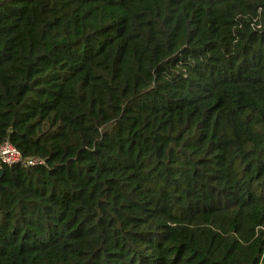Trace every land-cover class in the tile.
I'll return each mask as SVG.
<instances>
[{
  "label": "trees",
  "instance_id": "trees-1",
  "mask_svg": "<svg viewBox=\"0 0 264 264\" xmlns=\"http://www.w3.org/2000/svg\"><path fill=\"white\" fill-rule=\"evenodd\" d=\"M6 142L0 264H264V0H0Z\"/></svg>",
  "mask_w": 264,
  "mask_h": 264
},
{
  "label": "built area",
  "instance_id": "built-area-1",
  "mask_svg": "<svg viewBox=\"0 0 264 264\" xmlns=\"http://www.w3.org/2000/svg\"><path fill=\"white\" fill-rule=\"evenodd\" d=\"M21 162H23L22 155L14 145L9 142L0 145V163L12 165ZM27 163L30 165H35L38 163L42 164L44 162L38 159H31Z\"/></svg>",
  "mask_w": 264,
  "mask_h": 264
},
{
  "label": "water",
  "instance_id": "water-1",
  "mask_svg": "<svg viewBox=\"0 0 264 264\" xmlns=\"http://www.w3.org/2000/svg\"><path fill=\"white\" fill-rule=\"evenodd\" d=\"M2 172H3V169H2V168H0V176H1Z\"/></svg>",
  "mask_w": 264,
  "mask_h": 264
}]
</instances>
